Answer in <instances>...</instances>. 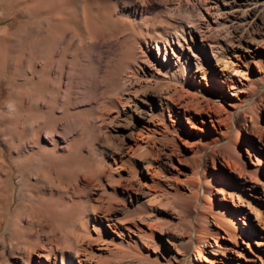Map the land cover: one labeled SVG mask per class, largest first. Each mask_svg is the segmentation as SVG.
I'll return each instance as SVG.
<instances>
[{"label": "rangeland", "instance_id": "374dc122", "mask_svg": "<svg viewBox=\"0 0 264 264\" xmlns=\"http://www.w3.org/2000/svg\"><path fill=\"white\" fill-rule=\"evenodd\" d=\"M177 30L174 50L166 40ZM261 59L264 0H0V159L10 171L0 175V264L28 260L23 248L42 239L65 249L71 222L81 230L100 188L115 195L114 156L142 136L187 133L190 123L175 121L172 101L186 91L184 80L201 95L212 93L223 72L245 65L254 71ZM251 77L258 80L256 72ZM263 92L260 81L255 98ZM11 101L19 108L8 110ZM226 104L235 114L237 107ZM18 161L31 169L22 174ZM89 177L88 189L80 186ZM255 232L264 235V227ZM248 238L249 244L238 238L242 260L264 264L250 249V232ZM172 242H165L166 255L177 249ZM93 246L116 250L105 241ZM177 255L180 264L196 257Z\"/></svg>", "mask_w": 264, "mask_h": 264}, {"label": "bare ground", "instance_id": "6f19581e", "mask_svg": "<svg viewBox=\"0 0 264 264\" xmlns=\"http://www.w3.org/2000/svg\"><path fill=\"white\" fill-rule=\"evenodd\" d=\"M181 37L177 30L166 44L175 50L171 43ZM261 60L255 62L254 71L245 65L223 72L212 93L201 95L184 80L186 91L181 89L172 101L175 121L190 123L187 133L181 130L178 139L142 136L136 146L114 156L116 179L111 192L115 195H104L108 190L100 188L102 192L94 199L97 204L84 217L81 230L74 232L77 221L71 222L73 229L65 238L68 248L60 242L66 248L57 250L51 240L42 239L31 249L23 248L28 260L16 259V263L180 264L177 253L194 251L196 257L190 264H250L242 260L238 243L242 237L249 244V232L255 239L250 249L256 260L264 263V235L259 232L255 236V230L264 227V92L255 98L260 81H264ZM252 72L258 80L251 77ZM200 83L196 89H202ZM215 92L218 97L213 96ZM252 98L255 103L242 111ZM222 100L237 107L236 113L231 114ZM16 106L17 102L11 101L7 109ZM158 142L162 146L155 148ZM138 151L140 159L134 156ZM18 166L22 174L31 169L28 161ZM122 169L126 172L121 173ZM93 171L90 165L87 173L92 178L96 176ZM9 173V166L0 159V175ZM90 177L80 186L87 188ZM31 179L35 173L27 178ZM21 205L14 210L13 232L20 226ZM94 241H105L116 250L101 247L95 251ZM166 241L178 242L173 254H165Z\"/></svg>", "mask_w": 264, "mask_h": 264}]
</instances>
